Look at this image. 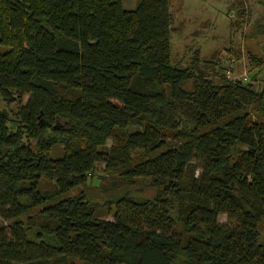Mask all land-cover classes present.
<instances>
[{
  "label": "trees",
  "instance_id": "trees-1",
  "mask_svg": "<svg viewBox=\"0 0 264 264\" xmlns=\"http://www.w3.org/2000/svg\"><path fill=\"white\" fill-rule=\"evenodd\" d=\"M171 20L0 0V264H264V87L175 64Z\"/></svg>",
  "mask_w": 264,
  "mask_h": 264
},
{
  "label": "rangeland",
  "instance_id": "rangeland-1",
  "mask_svg": "<svg viewBox=\"0 0 264 264\" xmlns=\"http://www.w3.org/2000/svg\"><path fill=\"white\" fill-rule=\"evenodd\" d=\"M138 1L123 0V8L133 9ZM169 2L172 13V60L175 64L201 66V63L206 65L210 61L217 67L207 68L211 75L224 64V68L228 66L225 69L230 70L226 73L229 78L251 82L257 88L264 87V0ZM242 8L246 10L245 15L239 13ZM250 55L260 58L261 65L252 63ZM28 98L26 96L22 104ZM17 105L15 103L12 108L16 109ZM99 168L103 166L99 165ZM42 184L43 188L49 187L45 179ZM104 217L114 219L112 213ZM226 217L225 214L219 215V221L228 223Z\"/></svg>",
  "mask_w": 264,
  "mask_h": 264
},
{
  "label": "water",
  "instance_id": "water-1",
  "mask_svg": "<svg viewBox=\"0 0 264 264\" xmlns=\"http://www.w3.org/2000/svg\"><path fill=\"white\" fill-rule=\"evenodd\" d=\"M226 67H228V66H226ZM226 67H225V68H226Z\"/></svg>",
  "mask_w": 264,
  "mask_h": 264
}]
</instances>
